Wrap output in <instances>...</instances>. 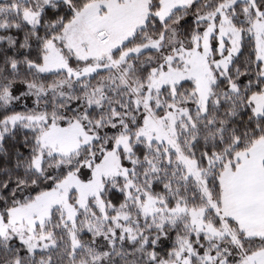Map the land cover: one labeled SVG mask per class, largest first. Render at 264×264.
<instances>
[{
    "label": "snow or ice",
    "instance_id": "1",
    "mask_svg": "<svg viewBox=\"0 0 264 264\" xmlns=\"http://www.w3.org/2000/svg\"><path fill=\"white\" fill-rule=\"evenodd\" d=\"M0 264H264V0H0Z\"/></svg>",
    "mask_w": 264,
    "mask_h": 264
}]
</instances>
